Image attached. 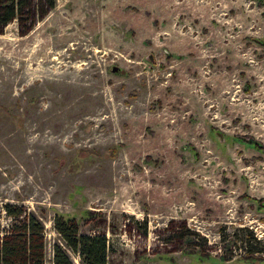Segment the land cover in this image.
Instances as JSON below:
<instances>
[{"label":"rangeland","instance_id":"374dc122","mask_svg":"<svg viewBox=\"0 0 264 264\" xmlns=\"http://www.w3.org/2000/svg\"><path fill=\"white\" fill-rule=\"evenodd\" d=\"M6 205L42 223L45 264L58 218L114 264H264V0H56L8 24L0 235Z\"/></svg>","mask_w":264,"mask_h":264},{"label":"trees","instance_id":"16d2710c","mask_svg":"<svg viewBox=\"0 0 264 264\" xmlns=\"http://www.w3.org/2000/svg\"><path fill=\"white\" fill-rule=\"evenodd\" d=\"M55 6L56 0H0V33L15 20L29 31L37 19L44 18ZM252 144L258 146L255 141ZM5 209L15 223L0 235V264H45L46 241L40 220L16 205H6ZM55 228L63 244L55 245L53 264H73L70 252L84 264H114L110 261L111 246L105 234H81L76 221L61 218L56 219ZM252 239L256 240L251 238L248 242Z\"/></svg>","mask_w":264,"mask_h":264}]
</instances>
